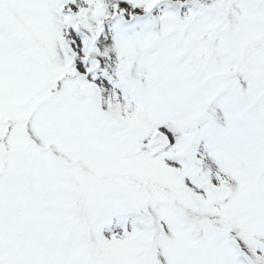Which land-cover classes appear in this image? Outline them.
<instances>
[{
    "label": "snow or ice",
    "instance_id": "6c2138e0",
    "mask_svg": "<svg viewBox=\"0 0 264 264\" xmlns=\"http://www.w3.org/2000/svg\"><path fill=\"white\" fill-rule=\"evenodd\" d=\"M0 264H264V0H0Z\"/></svg>",
    "mask_w": 264,
    "mask_h": 264
}]
</instances>
